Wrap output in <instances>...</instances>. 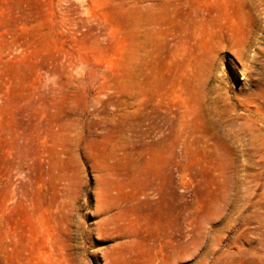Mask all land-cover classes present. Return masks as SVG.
<instances>
[{"label": "rangeland", "instance_id": "obj_1", "mask_svg": "<svg viewBox=\"0 0 264 264\" xmlns=\"http://www.w3.org/2000/svg\"><path fill=\"white\" fill-rule=\"evenodd\" d=\"M243 1L0 0V264H264V0L190 38Z\"/></svg>", "mask_w": 264, "mask_h": 264}, {"label": "bare ground", "instance_id": "obj_2", "mask_svg": "<svg viewBox=\"0 0 264 264\" xmlns=\"http://www.w3.org/2000/svg\"><path fill=\"white\" fill-rule=\"evenodd\" d=\"M236 5L238 7L230 6V8H228V6H226L224 8H217L212 4H208L203 8L204 10L202 9L204 11L202 16L199 15L201 11L198 13L197 16L199 20L189 18L190 26L193 24V28L196 29L192 30V37L190 38L204 39L205 43L206 41L208 42L207 50L211 51L214 48L213 51L215 52H219L221 48H227L228 46L229 48L233 46L245 47L242 45V41L237 43L234 39L237 37V31L241 32V24L245 29V36L253 34L255 30L253 29L252 24L253 20H255V17L257 16V5L253 0H245ZM186 21L188 22L187 19ZM186 27L188 28V23ZM177 35H179V39L182 37L185 38L186 42L189 38L186 33H184L183 36L180 34ZM240 36H242V34ZM239 38L241 39V37H238V39ZM153 142L156 145L159 144L157 140H154ZM142 143L145 147L149 142H147L146 138L143 137Z\"/></svg>", "mask_w": 264, "mask_h": 264}]
</instances>
